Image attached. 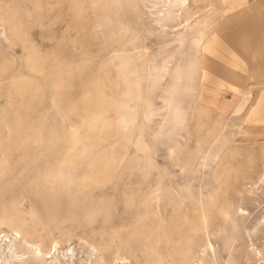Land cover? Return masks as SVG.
Here are the masks:
<instances>
[{
	"label": "rangeland",
	"instance_id": "1",
	"mask_svg": "<svg viewBox=\"0 0 264 264\" xmlns=\"http://www.w3.org/2000/svg\"><path fill=\"white\" fill-rule=\"evenodd\" d=\"M220 1L190 0L200 25L172 34L159 32L157 0H0L1 249L264 264V82L236 81L216 57L219 28L238 31ZM225 77L238 88L220 91Z\"/></svg>",
	"mask_w": 264,
	"mask_h": 264
},
{
	"label": "crops",
	"instance_id": "2",
	"mask_svg": "<svg viewBox=\"0 0 264 264\" xmlns=\"http://www.w3.org/2000/svg\"><path fill=\"white\" fill-rule=\"evenodd\" d=\"M238 11H241V16L236 18L239 14ZM227 13L228 16L223 17L222 24L229 23L234 18L231 26L232 23L236 22L238 31L223 33L220 30L229 26H220L221 29L219 28L218 33L222 39L217 42L216 57L223 64L232 66L236 74V81L249 83L248 78H252L254 79L253 83L264 82V78H260L264 74V2L259 0L248 4L247 0H241V6ZM202 58L206 64V70H208L213 62L209 61L205 54H202ZM218 71L223 73L220 69ZM245 72L248 77L244 76L243 73ZM221 80L224 81L222 82L223 85H217V88L222 92H229L238 88V83H235L231 77H225ZM243 87L245 88V85ZM250 90V97H252L251 85ZM262 91L258 97L264 100V89Z\"/></svg>",
	"mask_w": 264,
	"mask_h": 264
},
{
	"label": "bare ground",
	"instance_id": "3",
	"mask_svg": "<svg viewBox=\"0 0 264 264\" xmlns=\"http://www.w3.org/2000/svg\"><path fill=\"white\" fill-rule=\"evenodd\" d=\"M157 1L158 2H160V1L162 2V5L159 6L160 9L157 11V16L158 17L160 16V18H158V20L156 21L157 27L160 29V31H159L160 33H163V32L164 33H167V32L172 33L171 32L172 29L175 28V27H178V26H181L180 27L181 29L186 28L187 33L188 32L190 33V31H193L194 28H196L198 26V24L200 25L202 18H200L198 16V13L200 12L201 9L198 8V6H191L190 0H157ZM199 1H201V0H192V3L195 4V5H197V2H199ZM221 1L224 2V3H227V6L228 7L226 9V12L232 11V10L238 8L239 6H241V0H221ZM1 4H3V2ZM132 6H134V4ZM136 9H137V7H136ZM134 10H135V8H134ZM7 19L9 20L8 17H7ZM7 19H5L3 16L0 15V35H1V37L4 40H6L7 42H9V39H8V37L6 35L7 32H6V29H5V23L7 22ZM173 36H174V41L173 42H177L178 45H179L177 49L184 48L183 50H185V42H186L187 34H185V32H177L176 31ZM204 36L205 35H202V32H201V34H199V36L196 37L195 40H196V42L198 44V47H200L199 45H201V42L203 41ZM168 38H169V36H168ZM186 46H187V44H186ZM174 48L176 49V46ZM180 52H182V51H180ZM121 64L122 63L120 61H118L115 65H116V67L117 66H120L121 67ZM120 67H118V68H120ZM172 72H173V70H172ZM166 74H170V70L166 71V73L164 75H166ZM164 75H163V77H164ZM173 78L175 80L177 79V77H173ZM165 107L171 109V111L173 113V116H175L176 115L175 114L176 113V110L178 108V102L174 101L173 99L171 101L170 100L165 101ZM182 120H184V119H182ZM160 192H162V190L160 189V187H157L156 189L153 190V193H155V199H156V201H158L160 199ZM162 195L163 194H161V196ZM0 220H1V218H0ZM7 241H8L9 246H7V247H5L3 249H1L2 247L0 248V264H6L7 261H8V259L10 257H12V256L13 257H17V258L18 257H21L23 255H33V256H37L38 258H41L39 260V264H64V259H66L67 264H69L70 263V260L73 257V255H72L73 252L72 251H69V250L65 251L64 253H58V251L55 250L52 253V249H51L52 247L50 249L48 248L45 251L42 250V249H40V248H37L36 250L25 249L22 252L15 253L12 250V248H11L12 241L10 239L7 240ZM23 243L27 244L26 240L25 241L23 240ZM210 250L213 253L214 250H213L212 247L210 248ZM202 262H203V260H202ZM100 264H105V263H104L103 260H100Z\"/></svg>",
	"mask_w": 264,
	"mask_h": 264
}]
</instances>
